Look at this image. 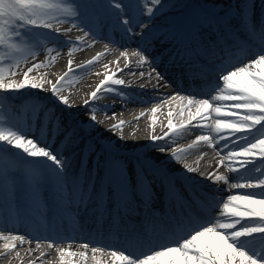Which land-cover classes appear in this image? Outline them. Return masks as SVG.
Returning <instances> with one entry per match:
<instances>
[{
    "label": "snow or ice",
    "instance_id": "1",
    "mask_svg": "<svg viewBox=\"0 0 264 264\" xmlns=\"http://www.w3.org/2000/svg\"><path fill=\"white\" fill-rule=\"evenodd\" d=\"M104 24L121 37L108 36L107 52L113 51L109 44L123 41L135 47L120 52L116 71L103 64V79L83 100L84 112L73 113L81 106L64 94L65 82L106 53L75 67L72 57L100 41ZM74 29L82 35L73 40ZM60 36L68 47L67 71L51 80L41 70L61 55V47L47 46ZM237 50L250 58L234 62ZM41 51L46 59L38 61ZM170 72L193 80L215 73L212 94H165L161 90L174 82ZM125 74L146 80L141 91L158 93L147 109L151 133L143 153L127 154L95 135L105 123L98 111L110 120L117 116H108L114 104L98 109L99 101L119 98L123 108L138 95L127 91L132 81ZM24 90L49 94V123L39 134L3 119L5 101ZM164 107L167 124L157 135V113ZM126 123L104 131L123 141ZM193 130L200 134L190 143L177 142ZM201 146L215 152L217 171L201 170L208 155ZM195 152L200 154L189 162ZM192 174L215 189L203 212L197 199L178 194V184L199 183ZM221 185L224 197L217 194ZM158 201L165 211H156ZM45 215L54 226L80 217L98 228L123 230L142 241V249L93 246L89 240L79 243L83 251H73L75 237L18 233L17 224ZM0 241L4 260L13 252L20 257L18 245L35 241L27 255L38 251L39 257L28 264H44L45 245L58 253L59 264H107L105 256L110 264H264V0H0Z\"/></svg>",
    "mask_w": 264,
    "mask_h": 264
},
{
    "label": "bare ground",
    "instance_id": "2",
    "mask_svg": "<svg viewBox=\"0 0 264 264\" xmlns=\"http://www.w3.org/2000/svg\"><path fill=\"white\" fill-rule=\"evenodd\" d=\"M166 2V0H165ZM161 19L158 17L156 20V23H160ZM68 27V25L64 26ZM109 29L108 25H103V28ZM74 35L73 37H70L71 39H75L77 35H82V33L73 30ZM71 34V33H70ZM112 36L116 40H120V34L119 32L113 31ZM118 36V37H117ZM63 36H60L58 38V41H52V43H48V47H61L63 46ZM106 43H109L108 37L106 38ZM125 46H130L131 48L135 47V44L130 41H123L119 46L117 44H109V47L113 49L112 52H107L105 49V45L100 48V51L98 53H106L105 56L102 58L101 62L94 67L92 71V78L86 81V83L82 87H73L72 89H69L66 91L65 95H68L70 98V102H74L77 105H80L81 107L73 109V113L81 114L84 112L83 109V100L88 98L89 94L92 92L91 88L94 85H97L101 79H103V74L105 73V69L103 68V64H110V67L112 71H116V65L114 61L120 56V52L125 49ZM97 43L92 47L96 48ZM68 52V49L66 50ZM66 52V55H67ZM85 51H78L74 54L72 57L74 61H79L84 57ZM62 53V52H61ZM251 53H245L240 50H237L236 57L233 58L234 62H244L246 58H250ZM133 62L135 61V58H132ZM68 64V60L61 61L58 63L56 67L53 68L52 72L47 76L49 79L55 78L57 76V73L59 70H62L63 72L66 65ZM120 67H124V61L121 59L120 61ZM147 70L146 68L144 69ZM97 73H100V75H97ZM172 77V80L174 81L171 84V87L167 89H162L161 91L165 94H171L174 92H180L181 94H193L196 95L198 98H208L212 94V88L213 85L216 82L215 73H208L207 75H204L202 77H198L200 85L199 87L196 85V83L193 82V79L191 78H185L182 74L179 75L178 73H168ZM123 79L126 81H132V87L131 89H128L127 91L129 93L138 95L135 96L134 99H132L130 102L123 105L122 108V101L117 98L113 100L111 97L108 99H111L107 102H98L96 107L99 109L103 105H112L114 104L115 107L110 109L108 111V116H111L112 111H115L117 113V116L114 120L107 119L101 112H97L98 119H102L105 121L104 125L99 129L98 132L95 133V135L103 139L105 142H108L110 139L112 142H114L116 145L120 147L122 151H125L127 154H133L135 152H146L148 151L147 148L142 147V145H146L149 143L148 136L151 133V113L147 112V109L151 108L154 104L153 97L158 98V93L155 92V90H144L141 91L139 89L140 83H145L146 80H139L137 77H132L131 75H123ZM211 79V82L209 80ZM95 83H94V81ZM198 88H195V87ZM41 99V98H38ZM45 103H49L46 99H41ZM51 105V104H50ZM52 107V105H51ZM43 110L42 108L39 110ZM167 107H164L160 113H157V128H156V134L161 135V124L164 125L167 124L166 119V113H167ZM141 112H146V115L143 117H140L138 120L137 117L140 116ZM40 117V115H39ZM18 119V125L23 127L32 126L33 132L36 134H39L40 130L38 131L36 129V125L33 123L28 124L24 118L20 117ZM119 120L126 121V125L123 129L124 132V140L120 141L117 139L115 135H113L112 132L104 131V129L108 128L112 123H116ZM49 122L48 120H46ZM35 125V126H34ZM166 130V128L164 129ZM45 135H47V130H44ZM135 132V136L132 135V133ZM30 135L32 133H29ZM200 134L199 130H193L190 134H186L182 139L178 140V143H182L187 145L195 138L196 135ZM118 135V134H117ZM206 151L208 155L200 161V167L202 171L205 172H214L217 171V165L216 160L218 157H216L215 152H213L212 149L201 146L200 152ZM200 152H195L192 155H189L187 157L189 162H192L197 159ZM223 155V153H221ZM91 159V157L89 158ZM80 160V154L78 153L73 158V163H79ZM176 167H179L178 165ZM196 177V179L199 181V183H190L183 182L187 184V187L182 186L181 184H178V194L180 195V199H183L185 196H191L194 199H197L200 206L201 211H204V205L207 203L208 199L210 198V195L215 192L214 187L207 182V180H204L198 176V174H192ZM234 174L230 173V177H232ZM200 185L202 189H200ZM223 185H221V190L217 193L220 197H224L227 193H225L223 189ZM198 197V198H197ZM173 202H175V197L173 198ZM165 204L162 202H157L156 204V211L157 212H163L165 211ZM17 230L19 234H27L28 232H31L33 235H40L41 237L47 236L52 237L54 234L59 236H65V237H75L76 243L72 244V250L73 251H83V249L79 248V243L82 242H88L89 240L93 241V246L96 244H103L105 246H111L116 249L120 248H127L129 250H141L142 247H136L135 242H133L132 236L127 234V232L123 230H108L106 228H98L93 221L88 220L87 218H80L77 217L74 221H69L67 219L58 221L56 225L54 226L51 222V220L45 215L43 219L37 217L34 219H30L27 221H23L19 224H17ZM0 243H3L0 241ZM142 243V242H140ZM61 247H67V244H61ZM28 248H35V241L32 245H25L23 247H20L18 245L17 250L20 252V257L15 256V252L11 254V257L9 260L0 259V264H21V261H23V264H28L29 260L36 259L39 257V252H35L33 255H27ZM48 255L41 258L44 262V264H59V255L54 249H48L45 245L43 249ZM89 256H91V253L89 251ZM104 261L107 262V264H110L109 257H101ZM39 264V261H38ZM89 264H94L91 259L89 260Z\"/></svg>",
    "mask_w": 264,
    "mask_h": 264
},
{
    "label": "rangeland",
    "instance_id": "3",
    "mask_svg": "<svg viewBox=\"0 0 264 264\" xmlns=\"http://www.w3.org/2000/svg\"><path fill=\"white\" fill-rule=\"evenodd\" d=\"M71 37H73V36H71ZM48 43H52V41H50ZM98 44H100V43L98 42ZM61 48L63 49L62 53L58 57V59L55 61V63L51 67L44 68L41 70V72L46 73L47 76L52 72L55 64H58L61 61H65V60L69 59L68 55H66V52H67L66 50L68 49V47L66 45H63V46H61ZM83 51H85V50H83ZM84 53H85V55H84V57H82L81 60L75 61L74 67L76 64H80V63L84 62L85 58L88 57L90 52L85 51ZM45 59H46V53L41 51L39 56L37 57V60L39 61V60H45ZM27 66H30V64ZM66 66H68V64ZM94 69H96V67H92L90 70H88L86 72L78 73L77 75L70 77L69 80L65 82L64 94L66 93L67 90L72 89L75 86H77L78 88L82 87L86 83L87 80L93 79L92 78L93 76L91 73ZM25 70H26V68H25ZM61 71L62 70H59V72L57 73V76L55 78H51V80L57 79L61 75ZM32 75H37V73L34 72V73H32ZM17 78L18 79L22 78V75L18 76ZM94 83H95V81H94ZM95 86L96 85H94L91 88V91L95 90ZM38 98L46 99L47 101H49V94L48 93H40V92H37L36 90H33L32 92H29L28 90H24V92L22 94H20L19 96H17L15 99L10 98V100H6L5 105L8 108V111L5 112L3 119H5V121H7L10 118L15 124L18 125L19 123H18L17 118L22 117V118H24V120L28 124H30V123L35 124L36 129L39 131L42 128V125L46 126L49 123L44 118V112L47 108H51V105L49 103L47 104V103L43 102L41 99H38ZM109 100H111V99H108V98L102 99L100 102H107ZM41 108L43 109V111L41 110V113H39L38 111ZM34 115H37V116L40 115V117L35 118ZM43 129L47 130L46 127H44ZM219 171L224 172L225 169L221 167V168H219ZM201 186H203V185H200V189H202Z\"/></svg>",
    "mask_w": 264,
    "mask_h": 264
}]
</instances>
